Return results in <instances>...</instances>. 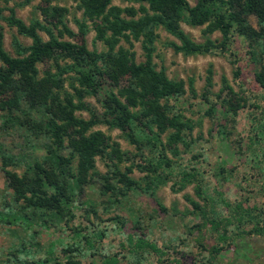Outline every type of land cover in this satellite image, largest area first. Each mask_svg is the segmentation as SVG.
Returning a JSON list of instances; mask_svg holds the SVG:
<instances>
[{
  "label": "rangeland",
  "instance_id": "rangeland-1",
  "mask_svg": "<svg viewBox=\"0 0 264 264\" xmlns=\"http://www.w3.org/2000/svg\"><path fill=\"white\" fill-rule=\"evenodd\" d=\"M196 1L186 0L189 6ZM109 6L136 10L138 4L111 0ZM43 9L59 10L62 23L74 35L77 23H83L88 51L121 49L132 53L136 64L143 61L138 41L112 39L108 31L100 36L97 29L103 17L88 15L78 0H0L2 49L9 57L18 58L12 39L21 46L30 44V39L4 21L9 10L28 25L33 21L44 24ZM247 21L258 33L256 39L248 41L232 35L221 51L207 54L174 53L169 43L177 41L161 28L155 30L154 68L182 84V94L167 103V117L176 116L180 125L178 141L167 142L166 137L174 130L166 129L160 136L164 147L136 146L117 129L102 123L91 126L87 133L99 132L108 139L109 146L125 153V158L120 161L109 156L110 149L105 151L107 156L94 157L93 167L78 189L74 182L67 181L74 197L68 198L72 201L60 214L15 204L11 190L5 186L0 163V264H254L255 257L249 254L250 235L246 233L255 223L264 225V89L255 82L264 66V25L253 17ZM179 27L193 43H203L205 38L215 46L221 42L217 31L207 34L205 24L193 27L183 20ZM59 28L52 27L57 40L75 41L65 34L58 36ZM37 36L47 40L41 31ZM69 64L67 59L44 60L35 65L33 80L20 83L19 74L8 80L10 87L0 84V154L12 162L5 170L20 176L27 165L40 160L45 146L51 147L46 127L40 125L33 130L25 120L38 118L39 114L46 120L47 109L63 106L65 98H71L76 105L74 118H90L78 102L97 114L102 112L98 103L101 94L80 91L74 73L67 71ZM207 70L211 73L210 89L205 87ZM53 76L58 79L56 83ZM13 97L19 109H7ZM63 147L61 154L69 156L65 137ZM157 154L171 166L173 176L158 184L150 197L142 191L148 182L145 170H150ZM75 164L73 159L72 168ZM114 170L136 186L126 191L117 184ZM183 174L187 175L184 180L190 181H181ZM189 201L197 208L193 209ZM237 204L247 208L253 219L243 218L239 223L234 209ZM6 211L20 212L22 218L12 222ZM205 218L228 220L223 232L225 243H216V234L203 225ZM97 232L102 233L99 240L94 239ZM127 237L149 241L162 251V257L132 249ZM87 241H92L91 247ZM218 247L221 250L214 254L212 248Z\"/></svg>",
  "mask_w": 264,
  "mask_h": 264
},
{
  "label": "trees",
  "instance_id": "trees-1",
  "mask_svg": "<svg viewBox=\"0 0 264 264\" xmlns=\"http://www.w3.org/2000/svg\"><path fill=\"white\" fill-rule=\"evenodd\" d=\"M78 1H82L88 15L103 17L101 27L97 29L100 36L108 31L112 39L130 38L132 41H138L143 61L136 64L134 55L121 49L105 53L88 51L84 44L85 25L77 23V34H72L62 23L60 11L57 9L41 11L44 24L33 21L28 25L16 19L9 10V15L4 18L6 24L13 27L19 35L30 39L28 46H21L12 39V47L18 58H11L3 51L0 27V84L9 85L8 80L19 74L20 83L33 80L37 63L44 60L67 59L70 62L67 71L74 73L80 91L93 96L101 94L98 100L102 109L100 114L92 111L86 104L78 102L81 109L89 113L90 118L87 121L72 116L76 105L72 104L71 98H65V104L61 107L47 109L46 120L41 114L33 120H25L33 130L40 125L46 127L47 135L51 139V147L45 146L44 155L39 158L40 160H34L27 165L24 174L18 176L5 170V167L12 165V162L8 157L0 154L5 186L11 190L13 202L54 215L60 214L65 205L72 201L68 198L74 197L73 189L67 186V181L74 182L78 189L80 182L84 181L87 172L92 169L94 157H105L106 149H110L109 156L120 161L125 158L126 154L119 152L114 145L109 146L108 139L99 132L87 133L91 126L102 123L117 129L130 144L136 146L142 144L155 146L158 149L164 147L160 136L166 129L174 130V133L166 137V141L170 143L178 141L177 133L180 125L176 116L167 117V103L182 94V84L167 79L162 69L154 68L152 54L156 29L161 28L177 41V43H169L174 53L194 55L207 54L217 49L221 51L232 35L242 36L248 41L256 39L258 33L249 26L248 17H253L259 24L264 25V0H197L193 6H189L186 0H124L138 4L136 10L107 7L111 0ZM183 20L193 27L205 24L207 34L217 31L221 36V42L215 46L213 41L205 38L203 43H193L179 27ZM56 26L60 27L58 36L65 34L75 41L57 40L52 33V27ZM38 31L45 34L46 41L39 39ZM57 68L59 71L58 66ZM52 80L55 83L58 81L55 77ZM255 82L264 89V66L255 76ZM211 86V73L207 70L205 87L210 89ZM113 89L116 90L115 93ZM188 89L190 92L193 91L190 81ZM19 91L23 93V90ZM15 100L17 98H11L10 103L6 105L7 109H19ZM56 121L62 124L59 125ZM64 137L70 149L67 157L61 154L64 149ZM30 147L33 148L32 145ZM156 157L154 164L150 165V170H145L148 182L142 191L150 197L153 196L158 184L168 181L173 176L172 171L169 170L171 166L167 165L168 162L159 154ZM73 159L76 160L74 168L71 165ZM161 167L168 169L165 172ZM114 171L117 173V184L126 191L136 186L124 174ZM175 177L178 178V175ZM185 177L187 175H181V181H190L184 180ZM111 189L108 191H112ZM116 191L117 195H121L119 189ZM189 204L193 209L197 208L194 202L189 201ZM234 209L237 210L236 219L239 223L243 218L253 219L247 208H242L240 204ZM6 214H10L12 222H18L22 218L20 212L6 211ZM203 225H207L209 231L216 234L214 236L216 243L227 241L223 233L228 225L227 219L205 218ZM263 230L264 225L255 223L246 235L262 233ZM101 237L100 232L94 235L96 240ZM127 241L136 251H148L157 258L162 257V251L145 239L139 238L133 241L127 237ZM86 243L91 247L92 241ZM212 250L216 254L221 249L218 247Z\"/></svg>",
  "mask_w": 264,
  "mask_h": 264
},
{
  "label": "crops",
  "instance_id": "crops-1",
  "mask_svg": "<svg viewBox=\"0 0 264 264\" xmlns=\"http://www.w3.org/2000/svg\"><path fill=\"white\" fill-rule=\"evenodd\" d=\"M249 254L255 257L254 264H264V230L248 236ZM253 264V262H251ZM249 263V264H251Z\"/></svg>",
  "mask_w": 264,
  "mask_h": 264
}]
</instances>
